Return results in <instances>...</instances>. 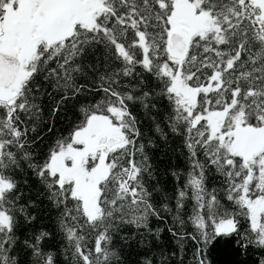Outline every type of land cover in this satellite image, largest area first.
<instances>
[{
    "label": "snow or ice",
    "instance_id": "snow-or-ice-1",
    "mask_svg": "<svg viewBox=\"0 0 264 264\" xmlns=\"http://www.w3.org/2000/svg\"><path fill=\"white\" fill-rule=\"evenodd\" d=\"M45 95L49 132L70 101L78 118L40 157ZM169 134L188 167L157 206L148 153ZM25 168L60 210L66 264H125L131 241L160 240L162 211L176 250L141 264H210L221 242L264 264V0H0V264H19L18 218L35 219ZM52 237L24 240L33 264H56Z\"/></svg>",
    "mask_w": 264,
    "mask_h": 264
},
{
    "label": "trees",
    "instance_id": "trees-1",
    "mask_svg": "<svg viewBox=\"0 0 264 264\" xmlns=\"http://www.w3.org/2000/svg\"><path fill=\"white\" fill-rule=\"evenodd\" d=\"M103 49H99L97 55L102 52ZM137 71H143L137 68ZM147 75V74H145ZM83 82V81H80ZM49 91L51 89L49 88ZM102 93L93 96L89 94L87 97L89 100L98 99ZM85 97H80L79 100L83 101ZM43 108V121L39 131L42 139L34 145V150L43 157L48 147L54 142V140L60 135H67L71 131L72 125L77 121L78 113L76 111L77 101H70L64 108L59 118L56 120L55 126L51 132L48 131L47 121L50 119V106L51 101L45 95L40 101ZM142 128L145 134H148V122L144 121ZM30 134V139L32 138ZM149 156L151 157V164L156 179L149 183L151 185L156 184L158 191L153 192V202L159 206L162 202L161 193L159 190L166 191L170 196L172 195L175 187V180L171 176L170 171L175 169H187L186 151L182 147V139L178 136L169 134L168 140H158L156 146L149 150ZM27 172V174H25ZM17 179L21 182L20 187L23 193V200L21 203L31 201L28 210L35 217L30 223H26L23 216H20L19 226L16 230L18 237L17 244L15 246L14 255L18 257L19 264H33V257L31 250L24 246V240H31L33 236L41 230H46L53 233V237L44 242L43 248L45 251L52 250L56 253V264H66V256L64 253L65 241L59 235L58 222L60 216V210L57 209L53 203L47 198L43 187L39 181L28 172L24 170L17 171ZM27 180L28 183L24 184L23 181ZM158 181V184H157ZM218 187V181L216 177H212L209 180V187ZM191 207V201L188 202V208ZM185 209V212L188 211ZM167 220V223L153 217L151 219V226L153 229L163 228L164 231L161 233L160 240L156 241L152 237H148L152 243L150 246H142L137 243L136 240L130 242L128 246L124 248L125 264H141L142 259L145 255L153 257L159 260L160 252L163 250L165 254L175 251V245L173 244L171 234L168 232V227L172 225V217L161 212ZM244 225V221H241ZM246 226V225H244ZM186 231H193L191 224L185 226ZM136 231L134 226L127 225L124 228V232L132 234ZM195 245L189 241L187 244L185 259L191 256ZM256 250L249 249V256L247 258L239 254V250L236 249L231 242L227 244L221 242L218 243L213 249L208 252V260L210 264H252ZM172 264H175V258L172 260Z\"/></svg>",
    "mask_w": 264,
    "mask_h": 264
}]
</instances>
